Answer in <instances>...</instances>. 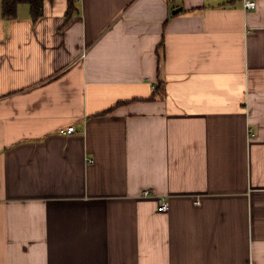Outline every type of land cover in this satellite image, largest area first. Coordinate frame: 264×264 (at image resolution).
<instances>
[{"label":"crops","instance_id":"obj_1","mask_svg":"<svg viewBox=\"0 0 264 264\" xmlns=\"http://www.w3.org/2000/svg\"><path fill=\"white\" fill-rule=\"evenodd\" d=\"M0 264H264V0H0Z\"/></svg>","mask_w":264,"mask_h":264},{"label":"trees","instance_id":"obj_2","mask_svg":"<svg viewBox=\"0 0 264 264\" xmlns=\"http://www.w3.org/2000/svg\"><path fill=\"white\" fill-rule=\"evenodd\" d=\"M45 1L47 0H1L2 18L14 19L17 14L18 6L24 4L29 6L31 18L35 21L43 15ZM69 15L70 13H68L67 16Z\"/></svg>","mask_w":264,"mask_h":264},{"label":"built area","instance_id":"obj_3","mask_svg":"<svg viewBox=\"0 0 264 264\" xmlns=\"http://www.w3.org/2000/svg\"><path fill=\"white\" fill-rule=\"evenodd\" d=\"M167 1L169 3L172 2V0H167ZM255 7H256V3L255 2L246 1L244 3V8L247 9V10L255 9ZM82 57H83V55H82ZM75 133H76V130L73 127H69L67 129L61 131V134L67 135V136H71V135H73ZM249 135H251V134H249ZM145 194L148 195V193H145ZM167 210H168V203H166L165 201H160V211L166 212Z\"/></svg>","mask_w":264,"mask_h":264},{"label":"water","instance_id":"obj_4","mask_svg":"<svg viewBox=\"0 0 264 264\" xmlns=\"http://www.w3.org/2000/svg\"><path fill=\"white\" fill-rule=\"evenodd\" d=\"M180 11H181V9L175 10L172 12V15H175V14L179 13Z\"/></svg>","mask_w":264,"mask_h":264}]
</instances>
